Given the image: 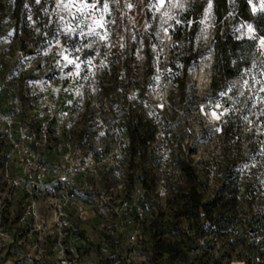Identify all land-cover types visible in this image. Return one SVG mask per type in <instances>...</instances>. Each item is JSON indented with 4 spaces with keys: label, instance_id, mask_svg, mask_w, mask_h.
Masks as SVG:
<instances>
[{
    "label": "rangeland",
    "instance_id": "1",
    "mask_svg": "<svg viewBox=\"0 0 264 264\" xmlns=\"http://www.w3.org/2000/svg\"><path fill=\"white\" fill-rule=\"evenodd\" d=\"M15 1L0 0L3 70L26 56L42 74L71 71L86 79L109 122L130 130L139 122L142 138L129 147L122 176L91 180L92 195L111 198L104 216L74 224L72 239L57 237L42 200L36 216H23L28 201L1 173L0 138V264H264V44L256 41L255 60L227 80L215 59L218 34L257 39L255 24L264 34V0H247L252 19L228 13L219 31L212 0L210 9L209 0H85L96 7L83 12L80 0H36L28 10ZM191 3L196 16L203 11L185 24ZM177 24L190 29L189 41L173 40ZM190 40L196 59L185 58ZM189 165L201 202L219 198L206 213L193 206L183 213L189 184L180 168ZM122 197L140 203L144 217L115 211Z\"/></svg>",
    "mask_w": 264,
    "mask_h": 264
},
{
    "label": "built area",
    "instance_id": "2",
    "mask_svg": "<svg viewBox=\"0 0 264 264\" xmlns=\"http://www.w3.org/2000/svg\"><path fill=\"white\" fill-rule=\"evenodd\" d=\"M32 65L20 56L5 72L0 56V85L6 87L0 138L7 147L1 173L11 193L28 201L23 216H36L34 208L42 200L57 237L72 239L79 220L89 213L105 215L103 201L111 196L92 195L91 180L123 175L130 140L125 126L108 121L86 79L71 71L42 74ZM93 107L98 109L95 120ZM114 201L115 211L144 217L140 203L123 197Z\"/></svg>",
    "mask_w": 264,
    "mask_h": 264
},
{
    "label": "trees",
    "instance_id": "3",
    "mask_svg": "<svg viewBox=\"0 0 264 264\" xmlns=\"http://www.w3.org/2000/svg\"><path fill=\"white\" fill-rule=\"evenodd\" d=\"M36 0H16L15 1V7L17 10H28ZM213 4V13H214V22L216 24V30L219 31V29L222 26V23L226 21V15L228 13H233V19L245 21L248 19H252L253 16L251 14V10L248 4L247 0H234L235 6L231 9L228 5V0H212ZM193 6L194 3H191L187 6V9L184 10L181 21L185 24H188L189 21H194L191 24H194L200 17L203 6H200L198 9V15L196 16L195 12H193ZM2 7V4L0 2V8ZM255 23V22H254ZM256 25L257 32L259 33L257 39L252 38H246L241 37L237 38L230 32H223L222 35H217V48H216V67L218 70V74L221 80H227L230 78L235 77L243 68L248 67L251 65V63L255 60V57L257 55V49H256V41H257V47L258 42L261 37L264 36L262 34L260 27ZM176 30H173L171 32V36L173 40L179 41V42H187L185 34H188L190 32V29L186 31L185 27L183 28L181 24H177ZM253 27V26H252ZM254 28V27H253ZM255 30V28H254ZM256 33V30H255ZM193 40H190V44L188 47H186V54L185 58H197L198 53L197 50H193L192 48ZM262 44L261 40L259 42V45ZM156 77V75H153ZM212 87L217 88V84H215V80L212 78ZM222 87L220 90H223ZM138 123L136 122L132 126V130H130V127L126 128L127 135L130 140V146H133L139 139L142 138L141 134L138 131ZM182 173L186 176L189 187L187 188L186 192L184 193L183 197L187 199L185 203H183L182 208H185V214H187V211L191 209L193 206L194 209L197 211L199 209H202L203 211H207V206H217L219 198L214 197L210 200V202H201V199L199 198L198 192L195 187V171L194 169L189 165L186 168L182 166L181 168ZM141 184L144 189H146V183L144 181H141ZM190 207V208H189ZM206 220L207 221H213L214 218H211L210 216H207L206 214ZM164 252H167L166 249H164ZM169 253V252H167ZM243 264H252L249 260L242 261Z\"/></svg>",
    "mask_w": 264,
    "mask_h": 264
},
{
    "label": "snow or ice",
    "instance_id": "4",
    "mask_svg": "<svg viewBox=\"0 0 264 264\" xmlns=\"http://www.w3.org/2000/svg\"><path fill=\"white\" fill-rule=\"evenodd\" d=\"M80 2H81L82 7H81L80 9H78V11H81V12H83V8H84V7H91V8H95V7H96V4H95V3H94V4H91V5H87V4L85 3V0H80ZM97 2H99V0H97ZM130 6H131V5H129V7H130ZM210 8H211V0H209V9H210ZM104 10L107 11V4L104 5ZM254 11H255V9H254ZM97 23L99 24V21H98ZM99 26L102 27L103 25H102V24H99ZM248 27H249V30L252 31V25H249ZM89 34H90V35H91V34H95V30L93 29L92 32L89 33ZM251 38L254 39V40L256 39V37H255L254 34H253V36H252ZM101 39H103V37H101ZM261 43L264 44V37H261ZM64 59L67 60V63H68V64H74V63H75L74 60H72V59H68L67 56H65ZM76 67L79 68V64H76Z\"/></svg>",
    "mask_w": 264,
    "mask_h": 264
}]
</instances>
